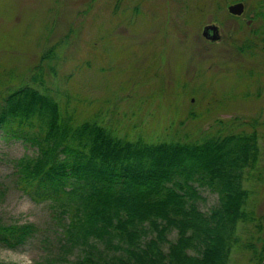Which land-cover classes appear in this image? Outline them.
I'll list each match as a JSON object with an SVG mask.
<instances>
[{"label":"rangeland","instance_id":"rangeland-1","mask_svg":"<svg viewBox=\"0 0 264 264\" xmlns=\"http://www.w3.org/2000/svg\"><path fill=\"white\" fill-rule=\"evenodd\" d=\"M237 1L244 13L234 20L227 5ZM250 12L257 16L246 25ZM210 22L217 42L201 35ZM26 83L54 97L63 116L96 120L122 140L197 142L256 130L264 177V0H0V98ZM33 154L0 130V220L36 227L22 246L0 245V261L60 264L58 220L16 185L18 159ZM257 171L246 186L260 217ZM202 195L207 211L217 195ZM230 264H252L249 252L235 247Z\"/></svg>","mask_w":264,"mask_h":264},{"label":"trees","instance_id":"trees-1","mask_svg":"<svg viewBox=\"0 0 264 264\" xmlns=\"http://www.w3.org/2000/svg\"><path fill=\"white\" fill-rule=\"evenodd\" d=\"M2 129L34 148L17 161L16 185L58 220L60 264H230L235 247L264 264V215L246 186L260 161L256 130L122 140L96 120L63 116L54 97L27 83L1 96ZM203 189L217 195L207 211ZM35 231L0 220V245L18 248Z\"/></svg>","mask_w":264,"mask_h":264},{"label":"water","instance_id":"water-1","mask_svg":"<svg viewBox=\"0 0 264 264\" xmlns=\"http://www.w3.org/2000/svg\"><path fill=\"white\" fill-rule=\"evenodd\" d=\"M228 11L234 15H241L244 11V4L242 2H235L228 6ZM202 36L206 39L216 41L219 39V33L216 25H205L202 29Z\"/></svg>","mask_w":264,"mask_h":264},{"label":"flooded vegetation","instance_id":"flooded-vegetation-1","mask_svg":"<svg viewBox=\"0 0 264 264\" xmlns=\"http://www.w3.org/2000/svg\"><path fill=\"white\" fill-rule=\"evenodd\" d=\"M171 1H172V0H171ZM233 3H235V2H233ZM233 3H230V4H233ZM230 4L227 5V11H228V6H229ZM173 5H174V3L168 5V6H169V12H171L170 7L173 6ZM243 13H244V11H243ZM243 13H242V14H243ZM242 14H241V15H242ZM241 15H234V14H232V13H230V12L228 11V17H231V19H234V20L237 19V18H238L239 16H241ZM255 17H256V13H253V12L248 13V19H246V21H245L246 25H250V24L254 21ZM209 24L216 25V24L213 23V22L207 23V24H205V25H209ZM205 25H204V26H205ZM204 26H203V27H204ZM216 26H217V30H218V33H219V39L216 40V41H212V40H210V39H206V38H204L205 40H207V41H211V42H217V41H219V40L221 39L220 28H219L218 25H216ZM202 29H203V28H202ZM230 35H235L233 29L231 30Z\"/></svg>","mask_w":264,"mask_h":264},{"label":"clouds","instance_id":"clouds-1","mask_svg":"<svg viewBox=\"0 0 264 264\" xmlns=\"http://www.w3.org/2000/svg\"><path fill=\"white\" fill-rule=\"evenodd\" d=\"M17 222L20 223V221H17ZM28 223H31V221H29ZM9 250L11 251V249H9ZM29 264H31V261H29Z\"/></svg>","mask_w":264,"mask_h":264}]
</instances>
